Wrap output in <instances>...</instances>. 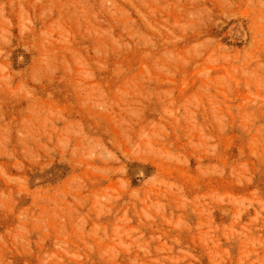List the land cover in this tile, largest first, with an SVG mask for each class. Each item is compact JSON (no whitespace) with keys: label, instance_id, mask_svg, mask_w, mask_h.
Listing matches in <instances>:
<instances>
[{"label":"rangeland","instance_id":"obj_1","mask_svg":"<svg viewBox=\"0 0 264 264\" xmlns=\"http://www.w3.org/2000/svg\"><path fill=\"white\" fill-rule=\"evenodd\" d=\"M0 264H264V0H0Z\"/></svg>","mask_w":264,"mask_h":264}]
</instances>
